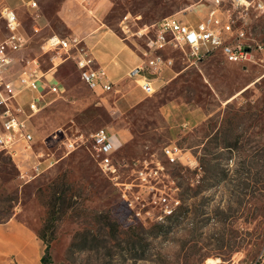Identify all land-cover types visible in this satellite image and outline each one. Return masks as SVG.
Masks as SVG:
<instances>
[{"label":"rangeland","instance_id":"374dc122","mask_svg":"<svg viewBox=\"0 0 264 264\" xmlns=\"http://www.w3.org/2000/svg\"><path fill=\"white\" fill-rule=\"evenodd\" d=\"M35 1L31 9L8 1L29 38L15 54L12 77L32 66V59L44 71L60 62L54 59L57 51L45 53L42 46L53 35L73 36L61 16L69 0ZM73 1L93 17L83 0ZM106 3L102 22L125 37L141 59L154 24L171 15L195 24L210 9L204 0ZM240 15L234 9V16ZM241 19V40L251 46L253 61L229 62L219 51L199 60L182 48L163 51L173 63L151 96L130 79L120 83V91L96 93L71 58L47 73L48 80L56 75L61 93L47 95L29 125L35 152L57 162L33 176L28 159L19 161L20 169L0 153V220L16 216L33 228L45 247L50 245L51 264H264V12ZM31 97L21 95L26 111ZM101 127L121 136L122 177L146 161L162 162L158 185H167L181 200L173 217L157 221L152 215L145 222L131 213L91 155L88 138ZM170 144L190 150L198 166L170 163L163 153ZM67 191L69 205L61 200ZM153 199L149 194V209L157 213Z\"/></svg>","mask_w":264,"mask_h":264},{"label":"built area","instance_id":"2783aa9c","mask_svg":"<svg viewBox=\"0 0 264 264\" xmlns=\"http://www.w3.org/2000/svg\"><path fill=\"white\" fill-rule=\"evenodd\" d=\"M8 1L0 0V19L3 23V32L0 34V153L10 155L20 169L23 167L19 161L28 159L33 176H37L57 162L44 151L35 152V138L29 125L30 119L46 104V96L61 93V83L56 75L48 80L45 78L46 74L71 58L82 81L90 90L96 93L118 91V84L112 80L106 67L96 64L83 41L74 36L53 35L47 38L42 46L44 52L57 51L59 56L54 59L60 58V62L54 60L46 71L41 69L38 59H32V66L16 77L10 76L15 54L26 47L29 38L17 8ZM20 1L29 9L37 6L35 0ZM204 1L210 5L209 12L195 24L171 15L152 26L153 35L149 39L148 48L143 51L146 57L127 73V78L134 81L146 95L151 96L162 87L157 81L173 63V59L165 58L161 53L166 50L182 48L195 60L219 51L229 62L253 61L251 46L241 40L244 35L241 17L253 11L264 12V0ZM234 9L241 12L238 18L234 16ZM24 93L32 94L27 111L20 101ZM187 125L185 123L184 127ZM88 141L93 159L121 192L124 202L136 218L147 222L149 216L153 215L155 220L164 221L176 214L181 204L180 198L167 190V185H158L164 169L160 160H156L154 164L146 161L124 178L117 160L118 151L123 144L121 136L113 129L101 127L90 135ZM68 145L73 146V143ZM163 153L173 164L180 162L193 168L199 164L190 150H184L176 144L167 145ZM20 156H24V159ZM149 194L154 197L153 203L159 205L157 213H152L149 209L152 203L149 202Z\"/></svg>","mask_w":264,"mask_h":264},{"label":"crops","instance_id":"0c3cea01","mask_svg":"<svg viewBox=\"0 0 264 264\" xmlns=\"http://www.w3.org/2000/svg\"><path fill=\"white\" fill-rule=\"evenodd\" d=\"M80 3L87 11L93 12V17L73 0L66 2L61 16L71 28L72 35L83 41L96 64L111 68L109 75L116 79L114 82L119 86L128 79L129 70L142 59L125 37L102 22L101 16L108 6L106 0H83ZM126 60L129 62L126 63ZM45 248L38 233L16 216L0 223V264H43Z\"/></svg>","mask_w":264,"mask_h":264},{"label":"trees","instance_id":"16d2710c","mask_svg":"<svg viewBox=\"0 0 264 264\" xmlns=\"http://www.w3.org/2000/svg\"><path fill=\"white\" fill-rule=\"evenodd\" d=\"M67 193H69V192L67 191L66 194H63V196L61 197V200H62L63 203H67L69 205L70 204V197L67 196ZM50 206L52 208H54L56 206V202L53 201L52 204H50ZM5 221H7V220H0V223L1 222H5ZM39 236L41 237L42 240H44V238L41 235H39ZM49 247H50V245L47 244L46 248H45V253H44L43 257H42V263L43 264H51V256H50V253H49Z\"/></svg>","mask_w":264,"mask_h":264},{"label":"water","instance_id":"95a60500","mask_svg":"<svg viewBox=\"0 0 264 264\" xmlns=\"http://www.w3.org/2000/svg\"><path fill=\"white\" fill-rule=\"evenodd\" d=\"M247 49H249V48H247Z\"/></svg>","mask_w":264,"mask_h":264}]
</instances>
